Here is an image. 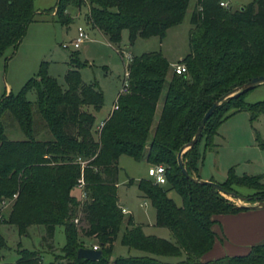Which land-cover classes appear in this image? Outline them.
I'll use <instances>...</instances> for the list:
<instances>
[{
	"label": "trees",
	"instance_id": "obj_1",
	"mask_svg": "<svg viewBox=\"0 0 264 264\" xmlns=\"http://www.w3.org/2000/svg\"><path fill=\"white\" fill-rule=\"evenodd\" d=\"M219 1L196 0L190 15L189 51L178 60L186 64L185 72L173 71L167 79L170 62L161 51L132 54L127 90L117 94L97 139L93 137L95 115L87 107L99 110L104 95L98 84L82 80L79 67L84 62L78 50L70 52L66 87L47 73V61L42 60L35 76L27 78L16 92L0 97V203L16 195L8 216H0V224L14 226L19 235L40 225L46 245L53 240L56 227L63 226L66 243L62 253L70 264H264V243L252 245L243 255L201 261L214 243L212 225L217 216L246 209L233 205L215 188L186 179L177 164L180 147L192 139L211 103L250 77L264 74V0H251L237 8L222 6ZM188 2L57 0L54 15L68 23L67 7L86 4L87 23L121 49L123 29L131 44L138 36L162 38L170 26L182 21ZM36 13L34 0H0V56L8 47L14 52ZM31 88L36 92L33 100L26 96ZM245 92L223 100L207 118L197 143L182 155L188 174L200 178L199 166L205 152L215 147L213 137L225 118L238 110H248L251 117L264 112V101L249 103L243 99ZM11 121H16L24 139L7 138L5 131ZM259 147L264 149V143ZM121 155L164 166L168 186L142 178L137 187L155 209V225L167 227L174 241L145 234L128 217L120 242L145 254L111 261L124 220L117 196ZM79 180L83 181V198L73 194ZM219 184L250 202L264 200L263 175L238 176L229 168ZM170 189L181 197L180 205L167 195ZM79 234L96 239L101 250L97 260L77 257L78 248L84 247ZM5 243L0 233V249ZM17 254L14 264H41L37 251L19 249ZM161 256L184 258L169 263Z\"/></svg>",
	"mask_w": 264,
	"mask_h": 264
},
{
	"label": "rangeland",
	"instance_id": "obj_2",
	"mask_svg": "<svg viewBox=\"0 0 264 264\" xmlns=\"http://www.w3.org/2000/svg\"><path fill=\"white\" fill-rule=\"evenodd\" d=\"M57 0H34V6L38 10L34 19L28 24L26 33L19 42L16 52L12 53L11 47L5 49L0 56L3 63L5 76L12 84V91L16 92L26 81L29 75L37 74L39 64L42 60L47 61V73L57 79L59 84L66 87L64 74L68 67L70 52L78 50L80 59L84 62L79 67L81 78L86 83H96L102 89L104 102L99 110H94L95 123H100L113 106L117 93L122 88L125 65L129 63L124 56H120L113 45H110L97 31L89 29L86 20L87 5H82L80 11L75 6H68V23H62L54 15ZM251 0H229V8H237ZM196 0H189L182 21L170 26L165 35L160 38L152 35L148 38L138 36L131 44L128 41L127 29L122 30L121 48L131 54H140L145 51H161L169 59L167 79L173 74L172 63L189 51L188 31L191 26L190 15L195 7ZM88 29L89 39L84 41L78 48L70 42L76 35L78 25ZM62 43H67L64 47ZM11 54V56H10ZM26 71L28 73H26ZM165 87L158 99V107L154 113L151 125V133L156 123V117L160 114V104L163 100ZM27 98L33 100L36 92L33 88L26 93ZM243 99L249 103L264 101V82L246 91ZM88 110H93L91 106ZM93 125V137L98 138L97 125ZM6 136L10 140L24 139L23 132L15 122H9L6 127ZM264 143V112H257L254 117L248 110H238L225 118L217 128L213 137L215 147L205 152L202 164V172L210 171L213 181L221 183L227 176V171L232 168L238 176L263 175L264 176V149L259 143ZM203 143L199 148L203 150ZM210 151V152H209ZM155 165V164H150ZM149 165L145 160L136 161L128 155H121L118 159L117 196L120 203L129 210L124 213V220L113 243L110 260L117 257L138 256L145 253L141 250L129 248L120 242L121 235L126 227V219L132 218L133 223L139 224L147 235H155L159 238L174 241L170 230L164 226L155 225V209L149 200L143 197L137 187V181L150 177L147 175ZM132 180V183H129ZM168 186V183L162 184ZM80 190V192L78 191ZM75 188L74 192L81 197V189ZM241 192L249 193L247 188H240ZM79 193V194H78ZM167 195L177 205L181 204V197L170 189ZM221 195L233 205L244 204L241 200L231 195ZM12 202L2 210L1 217L6 218L10 211ZM81 227L85 222L81 220ZM0 233L6 240L5 247L0 249V263L14 264L17 260V250L26 249L37 251L41 264H70L68 258L64 257L62 247L66 243L63 226H57L53 240L49 244L42 242L44 229L40 225H32L28 228L26 235H19L14 226L0 224ZM160 235V236H159ZM164 235V236H161ZM79 242L84 247H91L92 238L83 237L79 234ZM49 246V247H47ZM184 257L161 256L160 259L177 263Z\"/></svg>",
	"mask_w": 264,
	"mask_h": 264
},
{
	"label": "crops",
	"instance_id": "obj_3",
	"mask_svg": "<svg viewBox=\"0 0 264 264\" xmlns=\"http://www.w3.org/2000/svg\"><path fill=\"white\" fill-rule=\"evenodd\" d=\"M226 1H229V0H226ZM81 7L82 6L77 7V9L80 11ZM87 11H88V6H87ZM88 26L90 30L99 32V34L110 45H113L107 40L106 36L100 30L94 27H91L89 24ZM86 30L88 31V29ZM113 46L115 47V50H116V46L115 45ZM14 52H16V49L14 50ZM167 60L169 61L168 58ZM26 73L28 72L26 71ZM30 76H35V74L29 75L28 78ZM9 91H12V84L5 76V70H4L3 63H0V97L4 94H7ZM161 106H162V102L160 104V109H161ZM112 107L107 112V115L112 110ZM157 107H158V101L156 104L155 111ZM91 111L94 113V110H91ZM157 119L158 118L156 117L155 121H157ZM94 124L96 123L94 122ZM98 124L99 123H97L96 125ZM202 164H203V161L199 166L200 178L204 180H213V175L210 173V171L202 172L203 171ZM148 165L150 166L149 163ZM78 191L80 192L79 189ZM73 194L78 196L74 192V190H73ZM119 206L121 208H125L120 203V200H119ZM125 209L128 211L127 213H129V210L127 208ZM212 229L215 232V240H214V243L211 249L201 257L202 262L214 260V259H217L223 256L246 254L252 245L264 243V208L246 209V210L238 211L235 213L221 214L217 216V222L212 225ZM161 236H164V235H161ZM92 240H93V243L91 247L97 246L96 239L92 238Z\"/></svg>",
	"mask_w": 264,
	"mask_h": 264
},
{
	"label": "water",
	"instance_id": "obj_4",
	"mask_svg": "<svg viewBox=\"0 0 264 264\" xmlns=\"http://www.w3.org/2000/svg\"><path fill=\"white\" fill-rule=\"evenodd\" d=\"M264 82V74L260 75H255L250 77L248 80L245 82L236 85L232 87L231 89L227 90L223 94H221L218 98H216L211 105L207 108V110L204 112L199 125L197 126L194 135L192 139L187 142L186 144L182 145L177 153V164L180 168L181 173L184 175L186 179L192 180L194 182H198L200 184H207L216 190H218L220 193L225 194V195H231L237 198L239 201H243L244 204H239L237 206H242L245 209H257V208H264V200H258L256 199L255 201L250 202L248 198L246 197H241L237 195L235 192H227L223 190L221 185L219 183H216L211 180H204L201 178H196L188 174L184 162L182 159V155L185 151L193 147L197 141L199 140L202 132V128L205 125V122L207 118L210 116V114L215 110V108L226 98L230 96H237L239 94H242L243 92L255 87L256 85L263 83ZM101 255V250L100 249H95L93 247H80L77 250V257L79 258H84V259H91V260H97Z\"/></svg>",
	"mask_w": 264,
	"mask_h": 264
},
{
	"label": "built area",
	"instance_id": "obj_5",
	"mask_svg": "<svg viewBox=\"0 0 264 264\" xmlns=\"http://www.w3.org/2000/svg\"><path fill=\"white\" fill-rule=\"evenodd\" d=\"M220 5L228 7V2L226 0H220L219 1ZM89 36H88V32L86 30V28L83 25H78L76 28V35L73 38V40L70 42V44H72L75 48H78L84 41L88 40ZM62 45L64 47H67V43H62ZM116 51L119 53L120 56H124L125 59H127L129 62L132 59V54L129 51H126L124 49H117ZM128 64L127 63L125 65V72H124V78H123V82H122V88L120 90V92L126 91L127 87H128ZM172 67H173V71L176 73H182L185 72L187 70L186 64L184 62H174L172 63ZM104 120H101V122L97 125V130L100 131L101 126L103 125ZM165 168L163 165L161 164H155V165H151L148 167L147 169V175L150 177V179H152L153 182L157 183V184H165L166 183V179H165ZM80 184L79 187L81 189V197H84V192L82 191V186H83V181L79 180ZM16 197V195L14 194L12 196V198L10 199H4L1 201L0 203V213L2 212V210L4 208H6L10 202L13 201V199ZM121 211L123 213H127L128 211L125 208H121ZM1 216V214H0ZM74 222H77V219H74ZM93 248L97 249V246H93Z\"/></svg>",
	"mask_w": 264,
	"mask_h": 264
}]
</instances>
